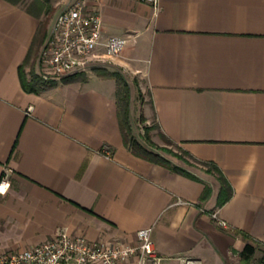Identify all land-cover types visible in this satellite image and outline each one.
<instances>
[{"label":"crops","instance_id":"0c3cea01","mask_svg":"<svg viewBox=\"0 0 264 264\" xmlns=\"http://www.w3.org/2000/svg\"><path fill=\"white\" fill-rule=\"evenodd\" d=\"M87 4L105 37H126L112 61L129 91L132 81L149 96L159 133L216 165L232 193L217 205L215 174L170 163L191 177L129 151L113 78L90 71L24 91L18 66L28 55L24 71L35 67L55 16L33 43L39 18L0 0V176L7 170L9 181L0 250L33 246L60 227L131 242L152 226L160 264H264V0ZM247 243L253 252L243 258Z\"/></svg>","mask_w":264,"mask_h":264},{"label":"built area","instance_id":"2783aa9c","mask_svg":"<svg viewBox=\"0 0 264 264\" xmlns=\"http://www.w3.org/2000/svg\"><path fill=\"white\" fill-rule=\"evenodd\" d=\"M153 7L157 0H148ZM126 37L102 33L99 11L87 0H69L55 15L37 57L38 73L45 79L83 73L111 62L120 54ZM9 185L7 170L0 176V193ZM216 216L215 213H212ZM225 225V221L218 219ZM152 226L137 229L134 240L122 237L89 239L60 227L38 244L17 251L0 250V264H160L151 236ZM193 259H184L192 264Z\"/></svg>","mask_w":264,"mask_h":264},{"label":"trees","instance_id":"16d2710c","mask_svg":"<svg viewBox=\"0 0 264 264\" xmlns=\"http://www.w3.org/2000/svg\"><path fill=\"white\" fill-rule=\"evenodd\" d=\"M8 1L13 4L24 5L25 9L29 13L39 18V24L37 26V30L33 38V43H35L36 41L40 42L45 35V24L49 16V11L51 10V8L48 5H46L45 0H30L29 2L26 3L25 0H8ZM27 62H28V55L27 57H25L23 62L18 66L19 80L21 83V87L23 88L24 91L40 93L43 90L55 84L53 79H49V80L43 79L38 72L33 70L32 67L29 69L28 73H26L23 69V66ZM96 73L97 75L102 77L113 78L116 82L117 85L116 101L118 108L119 128H120L123 144L129 149V151H131L134 155L144 158L148 161L164 165L170 169L176 170L178 172H181L185 175H189L192 177L193 175L183 170L182 168L171 165L168 159L162 157L156 151H153L152 149L146 147V145L143 144L142 141H140L133 135L129 122V116H130L129 86L126 80L124 79V77L122 76V74L119 71L108 70V69L96 70ZM69 76L71 78L68 77L63 78V81L84 80V77L77 78L74 74ZM161 136L163 137V135ZM147 142L150 143L149 141ZM185 153L189 156L187 152ZM203 163H207L210 165L212 170L207 169V171L214 172L219 182V190L217 194L216 204L220 205L230 197L232 193L231 186L228 180L225 178V176L222 174V172L216 165H214L212 162H203ZM210 192H211L210 186L205 184L202 193L200 195V199L203 200L207 198ZM252 252H253V247L247 243L245 244L243 250L240 252V255L243 258H248L252 254Z\"/></svg>","mask_w":264,"mask_h":264},{"label":"rangeland","instance_id":"374dc122","mask_svg":"<svg viewBox=\"0 0 264 264\" xmlns=\"http://www.w3.org/2000/svg\"><path fill=\"white\" fill-rule=\"evenodd\" d=\"M27 1V0H25ZM30 1V0H29ZM68 0H45L46 5H48L51 10L49 11L48 18L52 17L53 13L54 16L56 13L67 3ZM25 70L28 72L31 67L29 65L25 66ZM34 71L37 70V64L35 67H32ZM117 70L116 65H114L113 61L106 63L105 65L98 66L96 69H90L83 73L74 74L77 78L85 77L89 74L90 71L94 72L96 70ZM74 76V77H75ZM71 78L68 76H63L60 79H54V82H60L63 78ZM130 91H129V122L132 129L133 135L142 141L146 147L156 151L162 157L168 159L169 163L176 164L181 167H185L190 170L194 171H207V169H211L209 164L202 163L196 161L189 157L185 151L183 150L182 146L174 141H170L161 136L159 130L155 124L150 102L149 96L146 92L142 93L140 90V94L138 89L136 88L135 84L130 81ZM149 141L150 143H148ZM214 174V172H211Z\"/></svg>","mask_w":264,"mask_h":264},{"label":"snow or ice","instance_id":"6c2138e0","mask_svg":"<svg viewBox=\"0 0 264 264\" xmlns=\"http://www.w3.org/2000/svg\"><path fill=\"white\" fill-rule=\"evenodd\" d=\"M3 190V188L2 187H0V191H2Z\"/></svg>","mask_w":264,"mask_h":264}]
</instances>
